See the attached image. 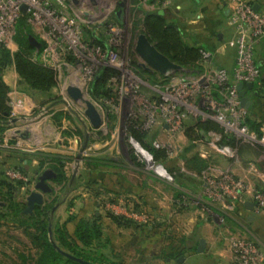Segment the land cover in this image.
I'll return each mask as SVG.
<instances>
[{"label": "crops", "instance_id": "obj_1", "mask_svg": "<svg viewBox=\"0 0 264 264\" xmlns=\"http://www.w3.org/2000/svg\"><path fill=\"white\" fill-rule=\"evenodd\" d=\"M137 1H139V5L146 14L159 13L166 15L169 23L176 25L179 28L183 42L189 48H204L213 53L214 57L211 61L203 64L199 63L201 69L197 72H207L219 68L227 69L229 71L234 70L236 66L237 52L235 48L227 46V43L234 37V30L228 24L231 7L226 0H172L173 5L169 8H163L158 5L155 6L152 1ZM247 1L254 7V9L257 8L255 9L256 11L264 14V0ZM139 5H137V7ZM33 33L35 36L31 35L30 41L31 46L37 51H35L37 53L35 59H38L41 49H37L31 39L35 38L40 43H42V39L34 31ZM9 49L12 54L18 52L19 46L16 39ZM255 61L261 69L262 74L260 78L253 83L254 89L248 90L246 95L249 99L248 108H246L247 121L254 132L259 136L264 137V39L256 46ZM168 79L170 81L173 77ZM3 80L10 88V100L15 97L26 98L28 106L26 111L19 118V121L14 123L17 129H7L3 134L4 139L0 144L7 142L10 146L6 147L0 145V190L6 192L1 185L3 180L6 179L11 181L10 179H7V169L25 168V170H21H24L25 172L27 171L26 173L29 182L16 193L17 198L25 196V201H22L21 204V207L25 210L26 198L33 190V184L36 182V173L42 172L39 170V159L35 157L36 153L46 152L67 157L71 156L73 153L75 154L76 149L79 146V137H81V134L79 133H83L84 129L82 127L83 124L80 125L74 117L73 119H67L63 116L58 118V120H60L59 122H55V118L58 114L64 112L56 110V105L50 109L48 108L49 106L45 107L46 105L44 106L42 102L45 99H50V97L41 95L25 84L18 74L14 64L5 70ZM45 113H47L48 116L40 120ZM65 114L66 113H64V115ZM28 122L31 124L28 133L24 134L22 133L24 131L19 128L23 127L22 125H26ZM57 123L62 124V132L58 131V128L56 127ZM68 130L70 131L67 132ZM89 130H91L96 136L95 132L97 130L93 129L91 126ZM167 130V126L162 124L157 127L155 131L148 134V139L150 138L153 140V143H155L158 135L163 134L162 132ZM184 133L180 134L178 139V142H181L183 146H185L183 149H179L180 154L178 159L181 161V167L177 168L174 165L168 169V167L166 168V166H164V171L162 166L156 164V170H154L156 174H161L164 178L171 179L177 184V186H175V191L178 189L176 191L178 193L174 194L173 198L181 194H200L201 188L197 178L199 174L188 170L186 167V160L195 156L204 159L209 165L210 161L218 158V169L221 171L230 170L234 172L238 178L246 180L253 189L264 192V147L252 144H242L235 148L230 144L220 142L218 144V154L210 155L207 149H203L205 147L208 148L209 142L205 143L200 140L191 141L186 134L184 135ZM18 143L21 144L20 148H16ZM230 152H236L239 161L236 158H231L229 156ZM108 158L119 163L120 169L123 168L125 162L122 161V159L117 157ZM71 162L65 163V171L68 177V170ZM151 163L153 164L155 162L152 161ZM165 163L167 162L162 164L164 165ZM251 163L257 167L259 173H253L250 170L251 168L249 164ZM160 167L163 170V173L158 172ZM120 169L114 170L111 168H104L102 169V179H94V183L92 184L94 186L100 184L99 186L101 187L102 192L99 196L101 195L102 198L94 196L96 193L94 194L91 191L87 198L85 197V194L80 191L81 189H78L71 195L68 194V198H64L57 203L59 206L54 214V222L61 224L65 223L68 221L72 213H76L74 215L79 219L88 218L92 214V217L95 216L101 218L105 232L107 231L108 234L113 235L115 233L118 235L121 234L120 237L125 248L124 251H119L118 255L124 260V264H130V261L133 260V258L126 255L125 252L130 246H133L138 242L142 246L139 248H141V255L143 257L150 256V260L158 259L162 264H232V254L229 250L227 241H229L230 238H233V236L239 235L234 234L235 230L239 231L246 229L242 222L249 225L253 231H256L260 235L262 238V241H260L262 245L258 242L257 243L264 252V212L261 215H256L249 211L245 204L240 206L237 212L232 214L221 209L217 211L220 216L222 215V217L226 219L228 225L222 222L220 223L219 217L218 219L210 216L204 218V214L202 215V213L199 212V209H193L191 217L184 220L170 219L172 217L171 215V217H169V223L163 228L161 226L156 229L149 228L148 230H140L133 227L125 228L118 226L103 211V208H100L99 201L102 199H112L117 196L116 193H120V195H123L124 192L129 193L125 188L122 191L120 189H115L116 186H127L125 180L122 179L123 176L119 171ZM165 173H168L170 177L169 175H167L168 178L165 177L163 175ZM178 173L183 175L181 183L177 180ZM71 177H73V175ZM51 183H53L52 185L54 187L55 185L57 187L59 186L54 182ZM61 189L62 188L59 186V188L55 190V195H48L47 202L50 201L51 198L55 199L57 195H60L59 191ZM70 197L71 199H74V206L72 209L70 208L71 201L68 200ZM0 207L1 210L4 211L5 203L0 202ZM68 227L71 233L74 234L76 223H70ZM178 231H182V234L180 235ZM224 237L228 240L225 241ZM201 239L206 241V250L204 253H198L197 251ZM109 240L111 244L113 241L111 238H109ZM159 245H161V253L156 255V253H154L155 251H153V247ZM138 252L140 254L139 250ZM181 257H184V260L179 263L178 260ZM137 263L139 264V262ZM141 263H145L143 259L140 264Z\"/></svg>", "mask_w": 264, "mask_h": 264}, {"label": "built area", "instance_id": "obj_2", "mask_svg": "<svg viewBox=\"0 0 264 264\" xmlns=\"http://www.w3.org/2000/svg\"><path fill=\"white\" fill-rule=\"evenodd\" d=\"M145 1H152L155 6L163 8L173 5L172 0ZM226 1L231 7L228 24L234 30V37L227 46L235 48L237 52L234 70L213 69L204 72L193 81L187 78L173 81L171 79L166 88L167 92H160L159 97L149 95L148 98L141 96V93L139 95L141 87L138 76L134 78L133 74L129 73L124 77L121 75L112 79L110 87L113 92L115 83L119 84L116 90L125 92L123 98L126 101L127 107L125 105L124 107L127 113L129 111L127 104L130 105L131 111L134 104L133 94L137 96V115L128 113L130 119H137L132 120L130 125L135 124L138 130L149 133L156 126L158 118L162 117L164 125L171 132L176 133L182 132L185 120L193 116L197 120L216 122L223 128L225 136L233 137L240 144L264 147V137L259 136L247 125V110L241 105L238 90L239 84L254 83L262 74L255 61V49L264 39V14L256 11L247 0ZM22 18L26 19L27 24L42 39V51L37 60L55 72H60L69 66L68 56L73 54L77 60L81 78L79 81L83 87L88 88L93 84L96 73L101 67L125 68L115 46L122 25L118 23L108 26L109 49L93 45L85 38L86 21L81 19L68 0H0V51L3 47L10 48L15 42ZM200 54L201 64L211 61L214 57L211 51L204 49ZM125 82L131 83L126 85L130 87L124 88ZM120 83L123 88L120 87ZM77 88L80 89L79 86ZM177 88L188 90L187 93L180 94L176 92ZM9 105L12 110L10 119L13 120L23 115L28 101L26 98L15 97L10 100ZM112 105H110L111 111L119 117L122 104ZM124 135L125 141L132 147L133 140L128 130ZM208 137L218 150L217 144L222 142L224 136L210 132ZM0 145L10 146L7 142ZM17 147L20 148L21 144L18 143ZM154 148L160 150L165 147L154 143ZM133 151L138 157L143 158L138 151ZM229 156L238 159L236 152H230ZM249 166L252 172L259 173L254 164L251 163ZM6 176L13 182L21 181L25 184L29 182L27 176L18 169H7ZM203 179L204 195L212 205H219L224 210L234 213L247 201H251L255 205L253 213L261 215L264 212V193L250 187L246 180L238 178L234 172L215 171L211 175H205ZM103 205L113 214L137 222L139 225L152 223V220L139 213L123 196L118 197L116 201H106ZM209 214L215 216L212 211ZM231 252L232 264H264V252L252 240L235 239L231 243Z\"/></svg>", "mask_w": 264, "mask_h": 264}, {"label": "rangeland", "instance_id": "obj_3", "mask_svg": "<svg viewBox=\"0 0 264 264\" xmlns=\"http://www.w3.org/2000/svg\"><path fill=\"white\" fill-rule=\"evenodd\" d=\"M93 1L82 0L79 7L77 8L74 7L75 12H77V14L81 17V19L86 21V24H84L85 27H87L86 38L90 40L91 37L89 36V32L92 31L98 32V35L100 37H104L105 35H107L108 34L107 31L105 30V28L103 29V27L107 26L108 28V26L111 24L112 25L118 24L115 16L118 10L120 9V4L123 3L124 25L122 26L120 34H118L116 37L117 42L115 43L116 44L115 46L118 48L117 54L119 58L123 61L125 68L123 69L120 68L117 70L120 71L122 77L128 75L129 73L133 74L134 78L138 76L137 79L140 81L139 83L141 87L139 91V95L141 93V96H145L148 98L149 95H155V96L158 95L159 97L161 95L160 92H167L166 88L169 82H166L165 79H163L157 72L144 69L140 65L141 61L138 58L135 51L136 40L138 35L141 34L144 29L143 22L146 16V12L139 5V1L137 0H93ZM137 5L139 6L137 7ZM84 12H87L89 14V17H86L84 15ZM76 62L77 60L75 56L73 54H70L67 60L69 66L60 72L57 71L55 72L57 84L55 89H53L52 91L50 99L47 100L45 99L42 102L44 106L46 105L45 107H48L52 103L57 102L58 104L55 107L56 110L63 111L64 113H66V115H70L71 117H74L77 120V122L80 123V125L83 124L82 127L84 129V132L83 135L79 137V146L77 147L75 154L73 153L71 156H69L73 159V161L69 165V170H68L69 177L72 178L71 176L74 175L78 167V163L76 159L79 154L80 148L83 144L84 136L87 132H89L90 143H89L87 155L84 157V159L86 157H117L119 159H122V161H124L125 164L123 165V168H121L119 171L123 176L122 179L125 180V182L127 183L126 184L127 186L126 187L116 186L115 189H120L122 191L125 188L126 191H129V193L124 192V194L120 196L125 197L128 201H130L134 205V208L139 213L146 216L148 219L152 220V223H148L145 225H139L137 222H135L136 224L135 226H133V228L135 229L138 228L140 230L141 229L148 230L149 228L156 229L161 226L163 228L166 226L167 223H169L168 221L172 218L183 219V220L190 218L193 209H199V212L202 213V215L204 214V218H207L206 216L208 217L210 216L213 218L216 217V219H218L219 217L220 223L222 222L228 225V223H226V219L222 217V215L220 216V214L217 212L220 209L221 210L224 209L222 207H219V205H212L210 201H207L203 191L204 188L203 177L205 175H211L212 172L221 171L220 169H218V158H215L212 161H210L208 170L203 172L201 175L197 176L201 188L200 194H181L182 198L185 199V202L182 201L179 203V205L178 203H176L175 198H173V195L178 193L176 192L178 189H176L175 191V186H177V184L173 182L171 179H166L163 176H161V174L159 175L154 172V170H156L155 168L156 164L157 165L159 164L158 166H162L164 171H165L164 166H166V168L168 167V169L170 167H173L174 165L177 168L181 167L180 166L181 161L178 159L180 154L179 149H183L185 146H183L181 142H178V139L180 137V134L186 132L189 126L192 123H194L195 120H197L196 117L192 116L189 119L185 120V124L182 132L178 131L174 133L171 132V130L167 127L168 128L167 131H163L162 132L163 134L158 135V138L156 139L155 143H159L161 147H165L164 149L167 150L169 155L168 160L166 161L167 163H165L164 165L162 163H153V164L148 163L143 158L138 157V154L137 155L134 154L136 156L137 161L141 165H143V166H139L137 162L134 163L132 161V157H131L132 147L126 141H125L126 143H124L123 145L121 140L123 137V133L126 134L132 120L137 119V118L130 119L128 116V113L130 115H137V111H138V105L136 100L137 96L133 94L134 104H132L131 111H130V105L127 104L128 105L127 109L129 110L128 113L126 111V107H127L125 104L126 101L123 98L125 92L121 93L120 90H116L119 88L118 83L114 84V92L117 95V98L115 100L113 101L105 100L104 104L95 101L90 94L91 86H89L88 88L83 87L81 82L79 81V79L81 78L79 77L80 72L78 70ZM200 69L195 67L184 68V71L178 72L173 76L172 81L179 78H187V80L193 81L199 78L203 74L204 71L197 72L198 70L200 71ZM127 84H131V83L125 82L124 88L130 87V85L126 86ZM70 86H74V87L79 86L83 94L84 100L74 101L73 99H71L67 92ZM120 87L123 88L121 83H120ZM187 90L188 89L184 90L182 88H177L176 92H179L180 94L182 92L187 93ZM158 91L159 93H157ZM62 100H66L70 104V108L65 103H62L61 102ZM113 103H120V105L122 104L120 115L118 114L119 117L111 111L110 105H112ZM124 105L126 107H124ZM90 106L96 108L101 114L103 119V125L101 126L100 129H98L95 132L96 136L92 133L91 130H89L91 124L85 116V111ZM46 116H48L47 113H45L40 120H42ZM55 119H56L55 122L60 121L58 120L57 117ZM10 121L11 119L8 122ZM163 121H164L163 118L159 117L156 126L153 127L149 133H152L157 129V127L164 124ZM30 124L31 123L28 122L26 125H22L23 127L19 129H22L24 131L22 133L26 134L28 133ZM7 126H8L7 129H14V128L15 130L17 129L14 124H9ZM56 127L58 128L59 132H62L61 131L62 124L57 123ZM69 131L70 130H68L67 132ZM203 149H207L210 155L211 154L214 155L218 151L214 147L211 139L209 141L208 148L205 147ZM21 169L25 170V168H21ZM86 170L87 168L86 165H84V161H83V163H81L79 168L77 169L76 177L78 178L79 183L81 185L79 187V190L81 189L80 191H82V193L85 194V197L88 198L90 191L91 192L93 191V193H96V195L98 193L100 194L102 191H101V187L99 186L100 184L99 185L96 184L94 186L93 184L90 185L84 181V178L82 177V173H84ZM163 170L160 167V169H158V172L163 173ZM163 175L167 177V175L169 174L165 173ZM52 184L53 183H51V186L53 187L54 190H57L59 186L62 188L61 185H59L58 187L55 185L54 187ZM120 196L117 195L112 199H102L99 201L100 202L99 205L106 203V201H113V200L116 201V199H118V197ZM98 198H102L101 195ZM52 200L53 198H51L50 201L48 202L46 200V204L52 203ZM68 200L73 201L74 199H71L70 197ZM22 201H25V196L18 198L16 197L14 199L16 205L17 204L21 205ZM101 205L100 208H103V211L106 214L112 213L111 210L108 211L104 205L103 207H101ZM203 206L208 207V209H206ZM210 211H212L213 214H215V216L209 214ZM224 211L229 214H232V212H228L226 210ZM12 214L6 216L7 218H5V220H2L3 222L0 225V264H24L22 256L28 258L27 264H33V258L37 255L39 248V246L36 245L32 239L34 233L36 232L35 231L36 229H30V233L32 237L29 236V231L27 234H25L26 233L24 232L25 230L17 225L18 218ZM92 215H90L88 218H92ZM169 217L171 218L169 219ZM242 223L244 225V228L246 229H242L239 231L235 230L234 234H239V235H235L233 236V238H230L229 239V241L231 240L230 243L229 241H227L230 252H231V243L235 239L246 238L248 240H252L257 245L258 243L262 245L260 242L262 241L260 235L256 231H253L249 227V225H247L244 222ZM182 231H178V233H180L181 235ZM105 235H107L106 237L111 238L113 241L111 242L108 248L109 250L108 253H111L112 251L115 254H119V251H124L125 246L124 244H122V239L120 237L121 234L118 235L117 233H115L113 235V234H108L106 231ZM224 238L225 241L228 240L226 237ZM140 246L141 245L139 244V242L135 243L133 246H130L129 249L125 252L126 255H129L130 257L133 258V260L130 261V264H138L137 262H139L140 264L142 259L145 262L144 264H162L161 261H159L158 259L150 260V256L143 257L141 255V248H139ZM138 250L140 251V254ZM153 251H155L154 253H156V255H159L161 253V245L157 247H153Z\"/></svg>", "mask_w": 264, "mask_h": 264}, {"label": "trees", "instance_id": "obj_4", "mask_svg": "<svg viewBox=\"0 0 264 264\" xmlns=\"http://www.w3.org/2000/svg\"><path fill=\"white\" fill-rule=\"evenodd\" d=\"M115 17L117 21V15ZM117 23H119V21H117ZM143 25L144 29L141 34H145L149 40L156 45L158 50L170 60L183 68L195 67L200 69V51L204 48H189L183 42L179 28L176 25L170 24L166 15L159 13L146 14ZM104 28L108 33L107 26H104L103 29ZM31 35L35 36L32 28L27 24L26 19L22 18L19 22L18 34L16 36V42L19 46L18 52L12 54L10 49L6 47H3L0 51V143L3 141V134L8 128L7 125H3L2 123L10 120L12 111L9 105L10 88L3 80L5 70L14 64L22 81L31 89L47 97H51L52 91L57 84L55 71L35 59L37 51L31 46ZM86 36L87 29L85 28V38ZM89 36L91 38L90 40L86 38L87 42H91V44L100 46L104 49L110 48L108 42L109 34L100 37L98 32L92 31L89 32ZM119 77H121L119 70L113 67H101L97 71L95 80L91 85V97L102 104L105 103V100L113 101L116 99L117 95L110 87V81ZM162 78L165 79L166 82H169L168 78ZM63 116L67 119H73V117L66 114L64 115V113L58 114L57 118ZM247 125L249 126L248 121ZM210 132L222 134L224 136L222 143L230 144L235 148L242 145L233 137L225 136L223 128L214 121L195 120L186 130L185 134L191 141L200 140L206 143L210 141L208 137ZM128 133L133 140L131 157L134 163L137 162L139 166H143L137 161L133 150L138 151L148 163L152 161L155 163H164L168 160L167 150H156L153 140L150 138L148 139L149 133L138 130L135 124L129 126ZM79 134H81V136L83 135V133ZM35 157L39 159L40 171L52 169L57 174V178L53 180V182L62 186L60 195H57L55 199L52 200V203L38 207L33 214L24 215L23 208L21 205H16L14 199L16 198L18 190L23 188L26 184L21 181L13 182L5 179L1 182V185L6 192L0 190V202L5 203L4 211L1 210L0 207V225L1 221L7 218L6 216L13 213L12 215L18 218L17 225L25 230V234L29 231V236L32 237L30 229H36L32 239L39 248L37 255L33 258V264H80L62 255L55 247V244L62 251L92 264H124V260L118 254L112 251L108 253L110 240L105 235L101 218L94 216L92 218L79 219L72 213L65 223L61 224L54 222L52 211L55 205L62 199L68 198V194L70 195L77 191L81 186L78 178L72 180V178L67 176L65 171V163L71 162L73 159L71 157L46 152H38ZM84 165H86L89 171L86 170L82 173V177L84 181L90 185L94 183V179H102V169H120L119 163L108 157H86L84 159ZM186 167L188 170L201 175L208 170L209 164L204 159L195 156L186 160ZM20 171L27 176L24 170L20 169ZM177 180L181 183L183 175L178 173ZM53 194L55 195V192ZM116 195H120V193H116ZM94 196L99 197V193ZM175 201L179 205L180 202H185V199H183L181 195H178L175 197ZM73 206L74 203L71 201L70 208L72 209ZM101 207H103V204ZM107 215L120 227L131 228L136 224L132 220L122 216L113 215L112 213ZM70 223H76L74 234L71 233L68 227ZM22 257L24 264H27L28 258H25V256Z\"/></svg>", "mask_w": 264, "mask_h": 264}, {"label": "water", "instance_id": "obj_5", "mask_svg": "<svg viewBox=\"0 0 264 264\" xmlns=\"http://www.w3.org/2000/svg\"><path fill=\"white\" fill-rule=\"evenodd\" d=\"M71 5L75 8L79 7L82 0H68ZM93 1V0H92ZM94 2V1H93ZM257 9V8H255ZM23 12H26V8H23ZM84 15L86 17H89V14L87 12H84ZM117 15V21H119L120 25H124V4H120V9L116 13ZM33 44L37 49L42 48V43L38 42L37 39L32 38ZM135 51L138 56V58L141 61V66L144 69H147L149 71L157 72L160 76L164 78H171L173 77L176 73L184 71V68L172 60H170L167 56H165L163 53H161L156 45L152 43L149 38L145 34H139L136 40L135 44ZM254 89V84L253 83H248V84H239L238 85V90H239V95L241 99V105L244 108H248L249 104V99L246 96L248 93V90ZM68 95L71 99L74 101H80L84 100L83 94L81 90L77 87L70 86L68 88ZM62 103H65L69 108L70 104L66 100H62ZM58 103H52L49 105V109L57 105ZM85 116L89 120L91 127L95 130H98L101 128L103 125V119L99 111L94 108V107H88L87 110L85 111ZM19 119H13L10 122H4L2 123L3 125H9V124H14L17 123ZM88 130V129H87ZM122 143L124 145L125 142V135L123 133L122 137ZM89 143H90V133L87 132L84 136L83 139V144L80 148L79 154L77 156V163L79 168L80 164L83 163L84 157L87 155L88 148H89ZM77 169L72 177V180H75ZM36 182L33 184V190L28 194L26 198V208L24 210L25 215L33 214L34 211L38 207L45 206L47 196L51 195L54 193V189L51 186V182L57 178V174L52 170V169H46L42 172H37L36 173ZM246 198H248L246 196ZM59 205H56L52 211V214L54 215L55 212L57 211ZM246 208L249 209V211L253 212L255 205L251 201H247L245 204ZM55 247L57 250L67 257L68 259H71L75 262H78L80 264H92L88 261H85L83 259H80L78 257L73 256L70 253H67L65 251H62L56 244ZM206 250V241L204 239H201L199 242V246L197 248L198 253H204ZM184 260V257H181L178 262L181 263Z\"/></svg>", "mask_w": 264, "mask_h": 264}]
</instances>
